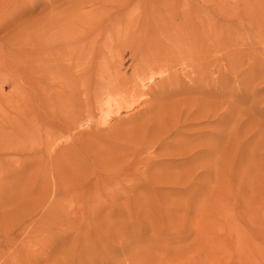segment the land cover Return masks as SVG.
Returning <instances> with one entry per match:
<instances>
[{"label":"rangeland","instance_id":"rangeland-1","mask_svg":"<svg viewBox=\"0 0 264 264\" xmlns=\"http://www.w3.org/2000/svg\"><path fill=\"white\" fill-rule=\"evenodd\" d=\"M2 1L0 264H264V0H187L203 8L198 43L183 31L170 43L157 31L152 48H131L140 60L125 56L121 67L107 47L92 64L103 72L73 94L57 99L56 81L33 93L23 85L28 106L5 80L20 50L5 53L6 42L31 33L27 21L61 17L80 0ZM171 1L81 10L108 18V30ZM117 69L126 74L119 86L108 80Z\"/></svg>","mask_w":264,"mask_h":264},{"label":"bare ground","instance_id":"bare-ground-1","mask_svg":"<svg viewBox=\"0 0 264 264\" xmlns=\"http://www.w3.org/2000/svg\"><path fill=\"white\" fill-rule=\"evenodd\" d=\"M93 1L94 2H92V0H80L79 2L74 3L72 5V8L70 7L71 10L67 12V14H64L65 13L64 11L61 17L60 15L56 17L50 16V17L43 18L42 20L39 19V21H30V20L29 22L27 21L26 25H28L30 29H33V31L27 35L26 34L23 35L22 37L18 36L19 34L18 33L16 34L15 33L16 31L12 32L13 34L14 33L15 34L9 40H7L6 42L7 47L4 48V51L5 53L7 52L11 54L12 47H15V46H20L19 47L20 50L18 52H15L14 56L11 55V58L14 57L13 58L14 61L12 63L10 62V64H7L8 69L10 70V73L7 74V77L5 78V80L6 82L11 83L13 85L16 84L17 91L21 93L22 99L24 100L23 106H28L29 104L28 101H27V104L25 103V101L28 100L29 94H31L25 89V87H23V85L30 87L33 93L34 90L41 92L45 84L49 83L50 81H56L60 87V89L58 90V93L60 95H57V99H59L58 96L62 97L63 94L67 95V94L75 93L77 90V83L84 84V82L88 80L90 81V77H92L90 73L95 75L97 73L99 74L100 72H103L102 68L98 69L100 67L99 66L100 63L102 62L98 63L97 62L98 60L96 61L94 60V58L99 56L101 59H104L103 49L107 47H110V51L108 53L111 52L110 53L111 56L109 54L107 55H109L110 57H113L112 54H115L118 57L117 63L119 64V66L125 62L124 61L125 56H127L128 59L131 61L138 62L141 58V55L136 52H131L130 49L137 48V50L147 51V49L151 47L152 45V41L150 40V37L154 32L159 31L163 35L162 38L167 40V42L175 43V44L181 43L182 40L179 38H176L177 36L174 33H178V32L182 33V31L186 32V34L188 35L186 42H188L189 45H192V44L198 43L199 41L198 33L201 31V28L205 24L204 19L201 18L198 14L199 12L203 10L202 7L200 6H198L199 8L194 7L195 6L194 3H189L187 0H183L182 2L181 1L178 2L177 0H172L171 1L172 4L171 2L157 3L152 8L148 9L149 13L145 11L143 14L140 13L135 16H128V17L126 16L124 18H119L114 24L112 23L113 27L111 29L104 30L105 28L103 27L105 26L108 18L105 17L103 19H100L99 21H92L90 18L86 16L87 13H84L81 10V7H83V5L87 2L96 3V1H98L100 5L103 4V0H93ZM202 1L204 3H209V4H211L213 1L216 2V0H202ZM216 4H214L215 7H217ZM6 5L2 0H0V11H4V9L6 8ZM254 5L256 4L254 3ZM215 7H214V13L216 10ZM103 8H104V5L99 6L97 8L98 12L102 11ZM113 9H116V8H113ZM111 11H112V8H111ZM244 13H247V12H244ZM168 14L171 15L169 23L174 24L177 22L178 26H173V24L171 26L169 23L162 20L163 16L168 15ZM147 17L159 19L161 20L162 23L158 27L155 28L153 24L144 21V19ZM34 22H36L35 28H33ZM215 22H217V20H215L214 23ZM18 29L20 30V28ZM171 30L174 31L172 35L170 34ZM46 34H49V35L45 39L42 38ZM27 45L29 47H27ZM117 57H115L116 61H117ZM93 60L99 64L98 65L99 67L94 68V70L97 69L95 70V72L93 70L94 73L91 72L92 64L96 63V62H93ZM110 60L111 59H109V61ZM115 62H114V65H116ZM3 66H4V61L2 60V58H0V68L3 69ZM93 66H95V64ZM79 67H83L84 72L82 74L78 72L79 76L78 74L76 76V74H73V73H75L76 69ZM101 67H104V66L102 65ZM105 68H107V66ZM78 70L80 71V69ZM125 76L126 74H122L120 70L117 69L113 75H109V77L108 76L107 77H108V80L111 82V84L113 83L119 86L122 84V81L124 80ZM137 77H134V78H137ZM94 78L97 79L96 75L94 76ZM130 78H132V75ZM95 79H94V82H95ZM87 89H84L83 87L82 94L86 95L88 93L86 91ZM61 90H62V94H61ZM95 92H97V90H95ZM101 92L103 91L101 90ZM103 93H105V91ZM108 101H109V98L107 99L105 103L107 104ZM33 102H34V99H33ZM115 106L117 107V111H119L120 104L116 103ZM17 107L19 108V106ZM24 112H26V110ZM111 113L112 112L109 111L108 114L110 115ZM24 115L26 114L24 113ZM51 124L52 123L50 122V125ZM24 134L26 133L24 132ZM207 154H208L207 156L210 157V159H213L212 163H216L218 161L216 148L213 147V149L209 151Z\"/></svg>","mask_w":264,"mask_h":264}]
</instances>
